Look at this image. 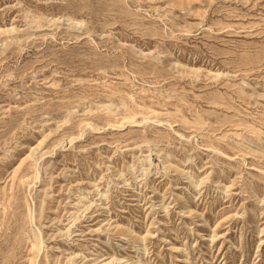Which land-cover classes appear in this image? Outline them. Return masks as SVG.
Segmentation results:
<instances>
[{
    "label": "rangeland",
    "instance_id": "1",
    "mask_svg": "<svg viewBox=\"0 0 264 264\" xmlns=\"http://www.w3.org/2000/svg\"><path fill=\"white\" fill-rule=\"evenodd\" d=\"M0 264H264V0H0Z\"/></svg>",
    "mask_w": 264,
    "mask_h": 264
}]
</instances>
